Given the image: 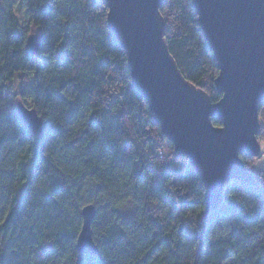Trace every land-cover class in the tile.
Listing matches in <instances>:
<instances>
[{
  "label": "trees",
  "instance_id": "obj_1",
  "mask_svg": "<svg viewBox=\"0 0 264 264\" xmlns=\"http://www.w3.org/2000/svg\"><path fill=\"white\" fill-rule=\"evenodd\" d=\"M24 10L25 24L15 8ZM102 0H0V264H264V170L207 212L201 179L131 87ZM164 41L184 79L217 102L218 69L190 0H163ZM30 28L37 54L25 52ZM42 121L33 134L7 85ZM264 139V103L257 107ZM215 126H220L212 119ZM86 205L98 255L76 249Z\"/></svg>",
  "mask_w": 264,
  "mask_h": 264
},
{
  "label": "water",
  "instance_id": "obj_2",
  "mask_svg": "<svg viewBox=\"0 0 264 264\" xmlns=\"http://www.w3.org/2000/svg\"><path fill=\"white\" fill-rule=\"evenodd\" d=\"M102 1L109 34L125 52L131 87L147 103L174 157H186L201 179L206 211L223 204L230 183L256 184L241 156H260L257 107L264 103V0H190L218 69L217 102L184 79L171 58L159 13L163 0ZM25 42L31 58L37 54L39 36L30 33ZM15 109L27 130L42 133L34 108L21 101ZM94 215V206L82 208L76 239L81 254H99L92 239Z\"/></svg>",
  "mask_w": 264,
  "mask_h": 264
},
{
  "label": "rangeland",
  "instance_id": "obj_3",
  "mask_svg": "<svg viewBox=\"0 0 264 264\" xmlns=\"http://www.w3.org/2000/svg\"><path fill=\"white\" fill-rule=\"evenodd\" d=\"M16 10V17L18 20H20V23L22 25L25 24V21L23 22V19H24V10L22 9V7L20 5H17V7L15 8ZM30 33H35L38 35V31L34 28H30V32H29V35ZM31 81V77L29 75H25V74H20L19 76L15 77L11 82L10 84L7 85V90L8 91H11L13 93H15L17 95V97L19 98L18 94L21 93V92H26L27 89H28V85ZM21 102V98H19V100ZM26 106L29 107L30 104L29 102L27 101L26 102ZM30 108V107H29ZM258 141L260 143V156L255 159V161L253 162V170L254 172H257L258 170H264V139H259L258 138Z\"/></svg>",
  "mask_w": 264,
  "mask_h": 264
}]
</instances>
